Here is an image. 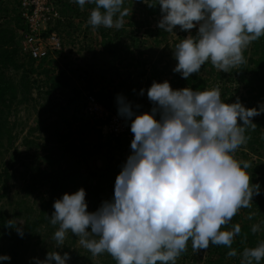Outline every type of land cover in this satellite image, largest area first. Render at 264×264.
<instances>
[{
  "label": "clouds",
  "instance_id": "9594fccd",
  "mask_svg": "<svg viewBox=\"0 0 264 264\" xmlns=\"http://www.w3.org/2000/svg\"><path fill=\"white\" fill-rule=\"evenodd\" d=\"M72 2L81 9L95 5L88 19L93 28L124 25L125 0ZM142 2L160 6L158 27L164 32L172 33L177 26L189 32L173 52L178 61L173 71L184 79L199 74L207 63L228 73L246 63L245 50L264 37V0ZM147 96L154 106L139 115L124 95L116 97L118 114L131 121L134 139L113 198L95 212L88 211L83 188L54 202L50 224L56 227L57 249L71 233L92 255L108 253L116 264H177L189 241L196 250L225 246L230 249L227 256L236 257L232 244L241 226H228L242 208L251 207L261 186L252 183L251 162L238 160L235 153L247 145L246 133L256 128L253 118L264 114V103L247 108L237 98L229 104L218 88L174 90L169 81H154ZM23 225L12 219L6 226L23 237ZM260 230L259 223L251 227L253 233ZM70 259L69 253L56 250L43 260L34 258V264H69ZM6 261L11 257L0 255V264ZM261 261L264 242L240 254V264Z\"/></svg>",
  "mask_w": 264,
  "mask_h": 264
},
{
  "label": "trees",
  "instance_id": "16d2710c",
  "mask_svg": "<svg viewBox=\"0 0 264 264\" xmlns=\"http://www.w3.org/2000/svg\"><path fill=\"white\" fill-rule=\"evenodd\" d=\"M152 2L154 3L155 0ZM54 3L65 21L57 22L49 32H57L65 48L67 43H75L74 34L81 32V25H86L87 29H93L99 34V40L94 47L88 49L92 57L85 65L74 64L65 55V48L57 55L61 64V69L57 71L53 61L43 60L37 63L28 56L22 55L18 34V31L23 29L19 13L20 1L6 0L4 3V0H0V14L4 16V23L0 24V146L5 141L9 149L14 148L8 116L15 105L32 100L35 91L40 95L45 89L48 95L59 93L64 101L59 105L60 110H66L67 115L70 114L63 119L62 124H59L60 129L56 128L50 132L48 142L55 143V147L49 148L44 155L43 166L38 168L33 183L26 189L28 192L34 191L38 182L42 185L49 184L51 195L48 201L42 198L40 212L35 220L23 222L25 233L23 237L6 226L9 220L18 219L19 221V215L15 213L14 218H11L8 213L0 210V255L11 257L10 262L6 261L2 264H22L20 252L26 240L32 238L34 230L43 225L50 230L51 227L56 228L50 224V216L54 212L53 204L59 199L60 193L74 194L81 188L85 189L89 212L97 211L104 201L113 198L116 178L127 161L123 155L124 152L131 150V142L124 137L114 140L108 138L105 141L99 138L94 140L93 132L100 134V131H97V126H90V119L88 120L90 123H85L81 115L86 96L93 94L106 109L111 111H118L116 101L118 94L124 95L132 104L135 103L141 89L139 81L146 77L148 67V60L143 58L142 51L138 49L140 44L147 43V40L141 37L153 38L159 45L166 41L170 34L158 27L161 19L160 6L149 7L142 0L138 1V7L142 11L143 18L137 21L138 19H135L137 12L124 6L127 11L124 20H127V23L120 29L103 26L93 28L89 25V15L95 7L93 4H86L81 9L72 0H54ZM127 5L132 3L128 2ZM157 17L159 19L154 27L152 21ZM142 30L144 33L140 37L139 33ZM190 31L193 36L197 34L196 29ZM188 34L189 32H183L182 38H186ZM244 55L247 62L231 69L228 73L217 71L208 63L202 66L201 70L209 67V77L193 74L189 79H184L178 73L175 76L177 88L174 90L192 88L204 91L218 88L226 103H235L239 98L245 107L258 108L261 103H264V37L252 42ZM11 71L21 73L18 82L8 75ZM164 73L163 70H155L153 80L160 82L158 78ZM240 76H244L252 83L247 87V97H243L239 86L235 83ZM153 82L152 79H148L147 85L152 86ZM138 109L143 113L142 106ZM253 122L257 126L254 130L248 129L246 134L250 139L240 150L249 149L260 160L264 158V114L254 117ZM98 126H100L99 123ZM20 155V152L14 151L12 156L17 160ZM97 158L100 160L96 168H93L91 162ZM58 165L64 166L57 168ZM46 169H49V173H46ZM261 169V166H256L259 172ZM9 170L10 168L0 169V202L6 199L10 191L12 175ZM252 183L259 184L261 191L264 192V176L256 180L252 179ZM263 203L264 197H258L251 207L240 210L241 214L249 216L248 219L244 215L239 221L236 215L228 226L229 230L234 224L238 223L241 226V233L232 244V249L237 251V256L228 257L227 253L230 249L225 246H210L209 249L202 250L206 252V264H240V254L245 248L256 247L264 242ZM253 207L256 213L252 217ZM258 223L261 224V230L253 233L251 227ZM195 253L196 249H193L189 241L187 250L178 258L177 264H188ZM110 263L112 264V261ZM88 264L91 263L88 262ZM261 264H264V261H261Z\"/></svg>",
  "mask_w": 264,
  "mask_h": 264
},
{
  "label": "rangeland",
  "instance_id": "374dc122",
  "mask_svg": "<svg viewBox=\"0 0 264 264\" xmlns=\"http://www.w3.org/2000/svg\"><path fill=\"white\" fill-rule=\"evenodd\" d=\"M5 1L6 0H4V3ZM125 1L126 3L124 6L137 12L135 19L140 21L139 19H142L143 15L141 16L142 11L138 7L139 0ZM128 2H131L132 5H127ZM0 16V24H3L4 16L1 14ZM158 19L159 17L153 19L152 25L154 27L156 26V21H158ZM76 23H78V21H76ZM125 23H127V20H124V24ZM80 27L81 32L74 34L76 36L75 43H67L65 45V55H67V57H69L74 64L85 65L90 61V57H92V53L89 52L88 49L94 47V44L99 40V34L94 32L93 29H87L86 25H81ZM71 31L75 32L73 29H71ZM143 33L144 30L139 33V36H143ZM182 36L183 32L180 31V27L177 26L174 32L169 34L167 40L161 42L159 45L153 38H149L148 36L141 37V39L147 40V43L140 44L138 49L142 51L143 58L148 60V67L146 68V77L141 78L139 81L141 83L140 91L145 90L144 95L141 96L139 91L136 102L133 103V110L136 111L138 115L142 112H139V109L136 107L137 105L142 106L143 113L150 112L154 106L147 96V89L151 87L147 85V81L148 79H152V82L156 81L153 80V72L155 70L165 71V73L158 78L160 82L169 81L173 89L177 88L175 76L178 73H175L173 69L176 67L178 61L174 59L173 52L177 43L181 42L183 39ZM125 41L128 40L125 39ZM99 49L101 50V48ZM120 57H122V53H120ZM208 64L210 65L211 63ZM55 68L56 71L61 69L59 63L55 64ZM199 74L203 77H209L210 68L206 67L204 70H200ZM8 75L16 82H18L21 77V73L15 71H11ZM235 83L239 86L240 93L243 97H247V87L252 84L250 83V80L244 76H240L238 81ZM43 91L44 92H42L41 95L39 92L35 91L33 93L32 100H29L27 103L21 102L14 106L11 114L8 116L10 129L12 131V138L14 139V148L9 149L5 141L2 146H0V169L10 168L9 171L12 175L10 191L6 199L0 202V210L8 213L11 218H14V215L18 214V218H20L19 221L22 222L35 220L40 212L42 198L44 197L45 201L50 199L51 187L49 184H39L37 181L38 179H36L38 186L34 191L30 190L28 192L26 189L29 185H31V183H33L34 175L37 173L38 168L43 166L44 155H46L49 148L55 147V143L48 142L50 132L54 131L56 128L60 129L61 125L59 126V124H62L63 119L65 117H69L70 115H67L68 112L66 110H60L59 105L64 101L59 93L48 95L45 92L46 89ZM81 115L85 123L90 121V126H97V131H100V134L95 133V131L93 132L92 135H95V141L98 138L103 141L109 138V136L106 135L108 132L103 126H98V123L95 124V122L89 120L90 118H88L83 111ZM91 145H93V143H91ZM8 149L9 151H7ZM14 151L21 153L17 160L12 156ZM131 152L132 150L124 152L123 156L128 158L129 155H131ZM100 157L101 156H99V158ZM235 157L238 160L251 162L252 166L248 169V172L252 175L253 180L264 176L263 157L259 160L258 157L253 155V152L249 149H245L244 151L238 150L235 153ZM99 158L94 159L91 162L93 168H96L98 160H100ZM257 165L262 167L260 172L256 170ZM60 166L64 165H58L56 167L59 168ZM46 171V173H49V169H46ZM64 194L66 193H60L59 199H61ZM261 196L264 197L263 190L260 195L254 196L255 199H253L252 203H255L258 197ZM255 213L256 209L253 207L252 217ZM244 215L245 214H241L239 211L237 214L239 221ZM245 217L246 219L249 218L247 215H245ZM55 231L56 228L52 229L51 227L50 230L45 225L39 226L36 230H34L32 238L26 240V244L20 252L22 264H34V258L43 260L46 258L49 251L56 250L59 251L61 255L65 252L70 254L71 259L69 264H88V262L91 264H108L111 261L112 264H116V261L108 253H103L97 256L92 255L90 251L79 244L78 237L75 235L72 236L71 233L68 234L64 247L57 249L56 242L53 239ZM205 260L206 252L196 250V253L188 264H206Z\"/></svg>",
  "mask_w": 264,
  "mask_h": 264
},
{
  "label": "built area",
  "instance_id": "2783aa9c",
  "mask_svg": "<svg viewBox=\"0 0 264 264\" xmlns=\"http://www.w3.org/2000/svg\"><path fill=\"white\" fill-rule=\"evenodd\" d=\"M19 1V13L23 25V29L18 31L21 54L37 63L47 60V62L53 61L54 68L56 63L61 66L57 55L65 48L63 40L57 32H49V30L57 22H64L65 18L57 9L54 0ZM83 113L93 122L103 126L110 139L124 137L130 142L134 139L130 127L131 121L126 122L116 110L106 109L93 94L86 96Z\"/></svg>",
  "mask_w": 264,
  "mask_h": 264
}]
</instances>
